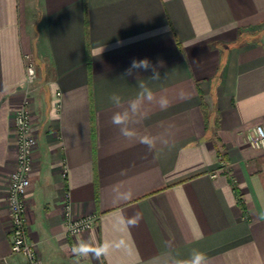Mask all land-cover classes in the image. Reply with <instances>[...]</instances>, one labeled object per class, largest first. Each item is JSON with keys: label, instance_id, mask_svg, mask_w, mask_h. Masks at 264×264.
I'll use <instances>...</instances> for the list:
<instances>
[{"label": "crops", "instance_id": "0c3cea01", "mask_svg": "<svg viewBox=\"0 0 264 264\" xmlns=\"http://www.w3.org/2000/svg\"><path fill=\"white\" fill-rule=\"evenodd\" d=\"M28 59L38 145L25 222L40 264H156L193 250L208 264H264V147L250 140L264 128V0H0V264L26 262L10 248L6 195ZM143 59L159 81L151 69L122 77ZM140 83L170 106L146 103L129 140L109 97L126 104ZM66 199L95 216L90 229L66 233Z\"/></svg>", "mask_w": 264, "mask_h": 264}, {"label": "built area", "instance_id": "2783aa9c", "mask_svg": "<svg viewBox=\"0 0 264 264\" xmlns=\"http://www.w3.org/2000/svg\"><path fill=\"white\" fill-rule=\"evenodd\" d=\"M32 60L26 61V77L24 87L26 97L15 111L13 120L18 140L17 164L15 170H12L9 176V189L6 195L8 210L12 222L11 230V250L14 253H21L26 257L25 264H40L34 243L28 239L26 221V196L27 189L30 186L33 153L37 147L38 136L34 131V124L31 119L28 106L32 90L35 89L37 71ZM59 94V92H58ZM250 138L251 144L255 148L264 147V128L261 125L255 127V134ZM65 216H66V233L77 235L84 230L90 229L95 221L94 215L81 216L73 215L68 207L66 199Z\"/></svg>", "mask_w": 264, "mask_h": 264}, {"label": "clouds", "instance_id": "9594fccd", "mask_svg": "<svg viewBox=\"0 0 264 264\" xmlns=\"http://www.w3.org/2000/svg\"><path fill=\"white\" fill-rule=\"evenodd\" d=\"M141 69L144 71L151 69L152 75L147 80L159 81L161 79L157 67L152 65L148 59L133 60L122 77L138 75V70ZM139 86L141 91L134 99L129 100L126 104L119 95L112 94L109 97L114 109H116L111 116V123L119 127L120 134L129 140L137 137L135 126L147 116L145 109L146 103H155L162 110L170 106V101L166 96L161 95L157 98L156 94L144 83H140ZM188 98L184 93L179 95L180 100H186ZM140 142L151 149L155 145V138L145 135L140 138ZM258 220L264 221V211L259 213ZM156 264H208V260L204 253L193 250L187 259H180L172 254H167L163 258H157Z\"/></svg>", "mask_w": 264, "mask_h": 264}, {"label": "trees", "instance_id": "16d2710c", "mask_svg": "<svg viewBox=\"0 0 264 264\" xmlns=\"http://www.w3.org/2000/svg\"><path fill=\"white\" fill-rule=\"evenodd\" d=\"M233 187H234V189H235V191H236V193H237V195L239 196V192H238V189H237V187H235V185H233ZM239 199V202L241 203V205L243 206V202L240 200L241 198H240V196L238 197Z\"/></svg>", "mask_w": 264, "mask_h": 264}]
</instances>
